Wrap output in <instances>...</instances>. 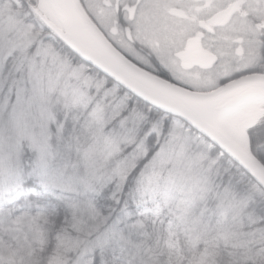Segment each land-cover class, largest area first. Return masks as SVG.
<instances>
[{
	"label": "snow or ice",
	"instance_id": "6c2138e0",
	"mask_svg": "<svg viewBox=\"0 0 264 264\" xmlns=\"http://www.w3.org/2000/svg\"><path fill=\"white\" fill-rule=\"evenodd\" d=\"M0 231V264H264V0H0Z\"/></svg>",
	"mask_w": 264,
	"mask_h": 264
},
{
	"label": "trees",
	"instance_id": "16d2710c",
	"mask_svg": "<svg viewBox=\"0 0 264 264\" xmlns=\"http://www.w3.org/2000/svg\"><path fill=\"white\" fill-rule=\"evenodd\" d=\"M30 242L31 236H26L25 232L0 231V250H7L8 248L27 250Z\"/></svg>",
	"mask_w": 264,
	"mask_h": 264
},
{
	"label": "flooded vegetation",
	"instance_id": "af4514ba",
	"mask_svg": "<svg viewBox=\"0 0 264 264\" xmlns=\"http://www.w3.org/2000/svg\"><path fill=\"white\" fill-rule=\"evenodd\" d=\"M248 19L251 21V20H253V17L252 16H249Z\"/></svg>",
	"mask_w": 264,
	"mask_h": 264
}]
</instances>
